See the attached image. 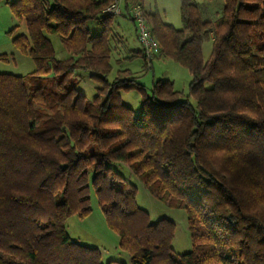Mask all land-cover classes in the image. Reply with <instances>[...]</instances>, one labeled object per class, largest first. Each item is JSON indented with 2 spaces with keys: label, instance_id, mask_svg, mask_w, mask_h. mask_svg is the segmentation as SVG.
<instances>
[{
  "label": "trees",
  "instance_id": "obj_1",
  "mask_svg": "<svg viewBox=\"0 0 264 264\" xmlns=\"http://www.w3.org/2000/svg\"><path fill=\"white\" fill-rule=\"evenodd\" d=\"M113 1L10 4L28 32L13 46L36 71L0 74V264H104L66 226L91 214L93 195L131 264H264V0H223L216 21L181 0V30L145 13L161 55L192 75L196 106L171 81L149 93L129 71L109 81L115 18L105 10ZM126 1L130 15L143 0ZM50 36L68 60L57 61ZM78 72L97 84L94 100L78 91ZM131 91L141 95L139 117L122 101ZM124 169L185 210L192 252L175 254L176 225L151 222Z\"/></svg>",
  "mask_w": 264,
  "mask_h": 264
},
{
  "label": "rangeland",
  "instance_id": "obj_2",
  "mask_svg": "<svg viewBox=\"0 0 264 264\" xmlns=\"http://www.w3.org/2000/svg\"><path fill=\"white\" fill-rule=\"evenodd\" d=\"M15 1L0 0V74L28 77L36 71V66L29 56L13 46L15 38L28 34L26 25L19 22L12 13L10 4ZM195 2L205 19L216 21L221 18L224 8L223 0H195ZM142 6L147 15L159 14L165 24L177 30L182 29L181 0H143ZM121 8L125 17L115 18L118 19L117 22L115 19L114 22L112 21L110 49L113 71L109 81H114L120 71H129L148 93L152 90L154 82L171 81L175 89L185 95V100L189 101L192 106H196L195 100L189 95V87L193 78L187 69L161 55L153 61L152 69L149 70L144 61L137 56L140 52V45L135 39L133 25L125 20L128 15L126 0H121ZM88 27L93 36L100 35L103 31L102 27L95 22H90ZM49 38L53 44L57 61H66L72 56V53L64 48L60 37L50 36ZM211 54L212 40L208 39L203 46L204 60L208 61ZM73 81L77 84L78 91L89 101L97 97L98 86L89 73L78 72ZM206 87L211 88L212 85L207 83ZM122 101L132 109L135 117L141 115V95L137 91L122 93ZM122 173L138 187L137 204L150 215L152 223L168 219L176 225L173 241L175 254L184 255L192 252L193 245L185 210L180 208L179 204L176 207H170L167 203L158 200L139 181L130 177L127 169L122 170ZM91 208L92 212L88 217L81 219L79 216H73L68 220L66 226L69 236L82 246L98 249L102 254L104 264L110 262L131 264L130 255L120 249L119 236L109 228L95 195L92 196Z\"/></svg>",
  "mask_w": 264,
  "mask_h": 264
},
{
  "label": "built area",
  "instance_id": "obj_3",
  "mask_svg": "<svg viewBox=\"0 0 264 264\" xmlns=\"http://www.w3.org/2000/svg\"><path fill=\"white\" fill-rule=\"evenodd\" d=\"M105 14L114 18L125 17L121 8V0H115L110 6H108L105 10ZM129 17L135 26L137 39L141 45L143 59L150 70L152 69L153 61L161 55V46L153 36L151 26L146 19L142 5L137 4L133 6Z\"/></svg>",
  "mask_w": 264,
  "mask_h": 264
},
{
  "label": "crops",
  "instance_id": "obj_4",
  "mask_svg": "<svg viewBox=\"0 0 264 264\" xmlns=\"http://www.w3.org/2000/svg\"><path fill=\"white\" fill-rule=\"evenodd\" d=\"M125 20L126 21H129L130 23H131V25H133V29H134V33H135V39H136V41H137V43L140 45V43H139V41H138V39H137V34H136V31H135V26H134V24H133V21L131 20V18L129 17V14L127 15V18H125ZM118 21V19H115V22H117ZM114 22V21H113ZM97 24V23H96ZM98 25V24H97ZM98 26H100V25H98ZM101 27V26H100ZM140 52H141V45H140ZM139 52V53H140ZM140 56V58L144 61V59L141 57V55H139ZM161 57V55L160 56H158L157 58H160ZM156 58V59H157ZM144 63H145V61H144ZM145 65H146V63H145ZM154 84V83H153Z\"/></svg>",
  "mask_w": 264,
  "mask_h": 264
}]
</instances>
